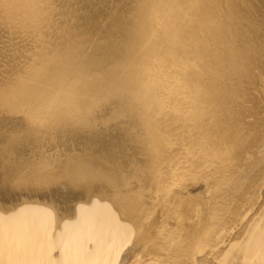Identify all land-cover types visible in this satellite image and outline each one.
Returning a JSON list of instances; mask_svg holds the SVG:
<instances>
[{
	"label": "bare ground",
	"instance_id": "bare-ground-1",
	"mask_svg": "<svg viewBox=\"0 0 264 264\" xmlns=\"http://www.w3.org/2000/svg\"><path fill=\"white\" fill-rule=\"evenodd\" d=\"M0 264H264V0H0Z\"/></svg>",
	"mask_w": 264,
	"mask_h": 264
},
{
	"label": "rangeland",
	"instance_id": "rangeland-1",
	"mask_svg": "<svg viewBox=\"0 0 264 264\" xmlns=\"http://www.w3.org/2000/svg\"><path fill=\"white\" fill-rule=\"evenodd\" d=\"M191 56L194 57V58H193L194 60H199V59H198V52H197V51H194V52L192 53ZM230 104H231V103H226L224 107H232V105H230ZM212 109H213V110H221V106L218 105V106H216V107H213Z\"/></svg>",
	"mask_w": 264,
	"mask_h": 264
}]
</instances>
